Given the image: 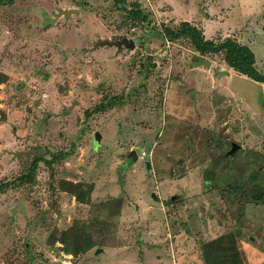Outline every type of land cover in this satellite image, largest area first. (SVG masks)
I'll return each mask as SVG.
<instances>
[{
  "label": "rangeland",
  "instance_id": "rangeland-1",
  "mask_svg": "<svg viewBox=\"0 0 264 264\" xmlns=\"http://www.w3.org/2000/svg\"><path fill=\"white\" fill-rule=\"evenodd\" d=\"M125 2L147 23L112 0L0 4V180L59 153L0 193V264H204L202 244L228 232L264 264V200L248 193L264 185V84L161 31L234 39L264 72V0ZM102 96L120 101L99 110ZM70 227L94 245L66 253Z\"/></svg>",
  "mask_w": 264,
  "mask_h": 264
},
{
  "label": "trees",
  "instance_id": "trees-1",
  "mask_svg": "<svg viewBox=\"0 0 264 264\" xmlns=\"http://www.w3.org/2000/svg\"><path fill=\"white\" fill-rule=\"evenodd\" d=\"M13 0H0L2 3H11ZM115 10L123 12L125 18L132 25L147 23L149 14L140 7L137 2H128L125 0H112ZM162 34L169 40L185 38L197 52L195 62H199L200 57L208 53H221L224 63L239 74L246 76L254 82L264 84V72L258 71L254 66V54L252 50L245 44H241L234 39L225 38L218 42L204 38L200 29L196 28L188 21H180L175 29L163 27ZM120 99L102 96L101 103L106 104L100 106L99 110L105 109L111 104L118 103ZM59 156L54 154L49 160L42 156L34 157L27 168L26 172L13 176L9 180H0V193L5 191L10 185L19 186L27 182H31L38 161H43L45 164H50L51 160H55ZM64 184L69 186L68 191L76 198L83 201L81 196L74 189L75 184L71 181L63 180ZM248 193L254 201L264 200V185L253 183ZM88 235V234H87ZM81 234L72 233V227L68 230H63L57 240L62 244V250L66 253L77 254L90 249L94 245V241L89 237ZM202 258L204 264H244L237 246V235L233 232H228L215 237L201 246Z\"/></svg>",
  "mask_w": 264,
  "mask_h": 264
},
{
  "label": "water",
  "instance_id": "water-1",
  "mask_svg": "<svg viewBox=\"0 0 264 264\" xmlns=\"http://www.w3.org/2000/svg\"><path fill=\"white\" fill-rule=\"evenodd\" d=\"M132 43H133L132 40H128V42H126V39L122 38L121 40L115 42L114 44L117 46H119L120 44H125L126 46H132ZM94 137L98 140L99 138L98 132H95ZM239 147L240 146L237 143L231 142L230 148L228 149L227 152H225V156L231 155ZM127 156L130 157L131 159H136V154L133 150H130Z\"/></svg>",
  "mask_w": 264,
  "mask_h": 264
},
{
  "label": "built area",
  "instance_id": "built-area-1",
  "mask_svg": "<svg viewBox=\"0 0 264 264\" xmlns=\"http://www.w3.org/2000/svg\"><path fill=\"white\" fill-rule=\"evenodd\" d=\"M141 156H142V155H141ZM141 156H140V157H141Z\"/></svg>",
  "mask_w": 264,
  "mask_h": 264
}]
</instances>
